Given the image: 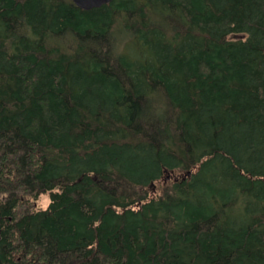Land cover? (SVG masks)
<instances>
[{
    "label": "trees",
    "instance_id": "trees-1",
    "mask_svg": "<svg viewBox=\"0 0 264 264\" xmlns=\"http://www.w3.org/2000/svg\"><path fill=\"white\" fill-rule=\"evenodd\" d=\"M0 264H264V0H0Z\"/></svg>",
    "mask_w": 264,
    "mask_h": 264
},
{
    "label": "water",
    "instance_id": "water-1",
    "mask_svg": "<svg viewBox=\"0 0 264 264\" xmlns=\"http://www.w3.org/2000/svg\"><path fill=\"white\" fill-rule=\"evenodd\" d=\"M114 0H72V2L81 10L91 11L100 9L105 5L112 3Z\"/></svg>",
    "mask_w": 264,
    "mask_h": 264
},
{
    "label": "rangeland",
    "instance_id": "rangeland-1",
    "mask_svg": "<svg viewBox=\"0 0 264 264\" xmlns=\"http://www.w3.org/2000/svg\"><path fill=\"white\" fill-rule=\"evenodd\" d=\"M241 37H242V35H233V36H231L232 39H239ZM169 179H170V176H167V178L164 180L163 183L155 185V188H154L155 191H157L159 188L161 189L162 185H165L167 180H169ZM48 204H49V198H48L47 195H45V196H43V198L41 200V204H40L39 207L46 208L48 206Z\"/></svg>",
    "mask_w": 264,
    "mask_h": 264
}]
</instances>
